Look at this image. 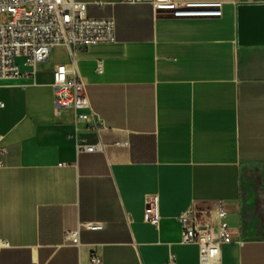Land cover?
I'll return each instance as SVG.
<instances>
[{
    "label": "crops",
    "instance_id": "obj_1",
    "mask_svg": "<svg viewBox=\"0 0 264 264\" xmlns=\"http://www.w3.org/2000/svg\"><path fill=\"white\" fill-rule=\"evenodd\" d=\"M78 1L88 17L115 20V42L74 56L56 46L46 62L19 59L21 77L0 79V264H94L93 254L101 264H166L172 254L200 264L179 217L192 210L216 232L221 205L234 242L217 264H264V235L243 210V167L264 164V0H173L220 1V18ZM59 65L83 79L99 133L72 108L56 111ZM78 142L104 152L79 153ZM149 196L158 227L144 221ZM89 222L104 228L80 227Z\"/></svg>",
    "mask_w": 264,
    "mask_h": 264
},
{
    "label": "built area",
    "instance_id": "obj_2",
    "mask_svg": "<svg viewBox=\"0 0 264 264\" xmlns=\"http://www.w3.org/2000/svg\"><path fill=\"white\" fill-rule=\"evenodd\" d=\"M126 4H149L159 16L171 18H220L223 3L220 1H191L176 3L173 0H121ZM10 20L5 22V17ZM116 23L112 18H91L87 15V4L78 0H0V79H15L23 75L19 59L35 65L48 61L56 46H65L72 56L77 51L91 46L111 44L116 40ZM99 72L102 73L100 66ZM54 105L59 109L72 108L76 121L89 123L90 129L99 133L102 120L93 110L86 85L74 65H59L53 76ZM4 104L0 102V107ZM0 169L4 167L6 149L1 146ZM118 145H127L119 143ZM79 153H102L104 145H89L78 142ZM144 221L158 227L161 217L158 198L149 196L146 201ZM218 228L214 232L197 224L193 211L188 210L179 217L182 228V244L195 245L199 249L200 264H217L225 245L234 242V232L226 222L227 209H218ZM80 227L92 231L103 230L101 223L89 222ZM66 242L79 243L78 231H67ZM0 243L7 245L3 240ZM92 263L101 264L102 258L92 255ZM166 264H177L174 254Z\"/></svg>",
    "mask_w": 264,
    "mask_h": 264
},
{
    "label": "rangeland",
    "instance_id": "obj_3",
    "mask_svg": "<svg viewBox=\"0 0 264 264\" xmlns=\"http://www.w3.org/2000/svg\"><path fill=\"white\" fill-rule=\"evenodd\" d=\"M9 20V16L4 19ZM243 210L246 227L253 234L264 235V164L243 167Z\"/></svg>",
    "mask_w": 264,
    "mask_h": 264
}]
</instances>
